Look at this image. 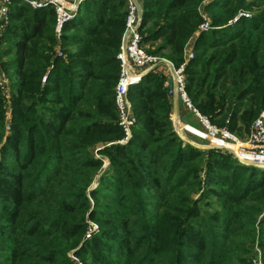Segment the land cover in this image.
<instances>
[{
    "label": "trees",
    "instance_id": "trees-1",
    "mask_svg": "<svg viewBox=\"0 0 264 264\" xmlns=\"http://www.w3.org/2000/svg\"><path fill=\"white\" fill-rule=\"evenodd\" d=\"M140 2L142 45L174 66L207 13L185 91L213 125L244 139L264 110V0ZM8 8L0 264H77L69 254L80 264H250L241 245L254 240L264 264V170L183 141L164 70L129 87L136 123L121 142L114 88L125 0H85L59 40L53 8Z\"/></svg>",
    "mask_w": 264,
    "mask_h": 264
},
{
    "label": "built area",
    "instance_id": "built-area-1",
    "mask_svg": "<svg viewBox=\"0 0 264 264\" xmlns=\"http://www.w3.org/2000/svg\"><path fill=\"white\" fill-rule=\"evenodd\" d=\"M32 8H43L51 5L54 8L55 15V33L59 40L60 32L66 22H68L76 13L78 7L85 0H24ZM11 0H0V27H5L9 19V4ZM126 15L124 20V29L120 39L119 52L117 59L119 61V76L114 88V105L117 113L118 126L122 129L124 138L122 143L127 142L131 136V130L136 120L133 115L131 104L128 100V89L130 86L137 84L141 77L154 70H164L167 73V80L164 86L169 88L167 96L170 101L181 102L190 110L202 130L198 137L202 140L200 144H193L184 136V130L175 113L171 110V122L175 132L186 143L201 149L214 148L222 152L231 154L240 164L252 166L264 170V110L254 120L250 127L248 135L240 139L226 128H220L213 125L209 119L201 115L191 104L190 99L185 91V65L193 57V51L184 55V62L174 66L165 58L151 55L147 52V47L142 45V36L140 25L142 20V7L139 0H125ZM204 22L198 27L193 34L197 36L202 31L210 29L209 19L203 9H200ZM186 46V45H185ZM185 50V47H184ZM61 55L60 52H58ZM45 76L42 78V83ZM7 80L5 74L0 70V88L4 94L8 93ZM7 91V92H6ZM177 119V123L175 122ZM8 129V126H6ZM96 230V225L89 223V229L86 238ZM73 259L78 263L77 259ZM255 264H257L255 262Z\"/></svg>",
    "mask_w": 264,
    "mask_h": 264
},
{
    "label": "crops",
    "instance_id": "crops-1",
    "mask_svg": "<svg viewBox=\"0 0 264 264\" xmlns=\"http://www.w3.org/2000/svg\"><path fill=\"white\" fill-rule=\"evenodd\" d=\"M195 39H196L195 35H192L190 37V39L186 43L184 55L193 49ZM170 102L172 105V111L175 113L177 119L179 120L180 124L183 127L185 138L195 145L200 144L192 139V138H198L202 142V140L198 137V135L202 133V130L193 113L190 110H188L179 101L172 100ZM177 119H175L176 124H178Z\"/></svg>",
    "mask_w": 264,
    "mask_h": 264
},
{
    "label": "rangeland",
    "instance_id": "rangeland-1",
    "mask_svg": "<svg viewBox=\"0 0 264 264\" xmlns=\"http://www.w3.org/2000/svg\"><path fill=\"white\" fill-rule=\"evenodd\" d=\"M140 1V0H139ZM26 2V1H25ZM27 3V2H26ZM30 6V5H29ZM31 7V6H30ZM45 7H51V8H53V6H51V5H48V6H45ZM32 8V7H31ZM53 10H54V8H53ZM205 13V12H204ZM205 15L207 16V18H208V15H207V13H205ZM3 28L4 27H0V34H1V32L3 31ZM147 47V46H146ZM0 70L5 74V72L2 70V68L0 67ZM5 77H6V80L8 81L7 82V89H8V93H6V94H4V92H3V90L0 88V92H1V94L7 99L6 100V107H5V111H6V113H5V117H6V122H5V130H8V129H6V126H8V121H9V109H10V84H9V79H8V77L6 76V74H5ZM7 92V91H6ZM132 107V106H131ZM264 123V122H263ZM193 140H195V141H197L198 143H202L198 138H192ZM97 148H94V149H92V153L94 154V155H96L97 153ZM104 160V164H103V167H102V169L104 170L106 167H107V165H108V162H107V160L106 159H103ZM96 180H97V177L95 178V180H94V182H93V184H92V186L94 187L95 185H96ZM241 247H242V249L245 251V253L244 254H246V256L248 257V260H249V262H250V264H255V262L257 263V264H261V256H262V251H261V249L259 248V246H258V244H257V242H255V240L253 241V242H250V241H248V242H246V244L243 246V245H241ZM69 256V259L70 260H72V261H74V262H76L74 259H73V256L71 255V254H69L68 255Z\"/></svg>",
    "mask_w": 264,
    "mask_h": 264
},
{
    "label": "water",
    "instance_id": "water-1",
    "mask_svg": "<svg viewBox=\"0 0 264 264\" xmlns=\"http://www.w3.org/2000/svg\"><path fill=\"white\" fill-rule=\"evenodd\" d=\"M194 147H196V146H194ZM198 148V147H197Z\"/></svg>",
    "mask_w": 264,
    "mask_h": 264
}]
</instances>
